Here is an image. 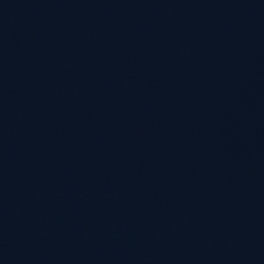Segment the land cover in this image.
<instances>
[{
	"label": "water",
	"instance_id": "obj_1",
	"mask_svg": "<svg viewBox=\"0 0 264 264\" xmlns=\"http://www.w3.org/2000/svg\"><path fill=\"white\" fill-rule=\"evenodd\" d=\"M0 264H264V0H0Z\"/></svg>",
	"mask_w": 264,
	"mask_h": 264
}]
</instances>
